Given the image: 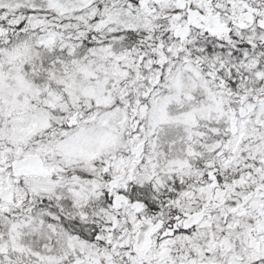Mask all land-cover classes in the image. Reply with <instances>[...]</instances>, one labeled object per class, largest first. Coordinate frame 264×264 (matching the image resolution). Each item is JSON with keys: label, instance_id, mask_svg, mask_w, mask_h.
<instances>
[{"label": "snow or ice", "instance_id": "snow-or-ice-1", "mask_svg": "<svg viewBox=\"0 0 264 264\" xmlns=\"http://www.w3.org/2000/svg\"><path fill=\"white\" fill-rule=\"evenodd\" d=\"M0 264H264V0H0Z\"/></svg>", "mask_w": 264, "mask_h": 264}]
</instances>
